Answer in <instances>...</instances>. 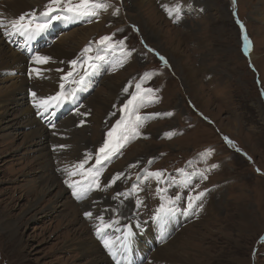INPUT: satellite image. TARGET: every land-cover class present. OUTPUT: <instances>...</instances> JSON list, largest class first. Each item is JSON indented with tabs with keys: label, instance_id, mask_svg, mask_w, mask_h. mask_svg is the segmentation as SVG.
Returning a JSON list of instances; mask_svg holds the SVG:
<instances>
[{
	"label": "rangeland",
	"instance_id": "obj_1",
	"mask_svg": "<svg viewBox=\"0 0 264 264\" xmlns=\"http://www.w3.org/2000/svg\"><path fill=\"white\" fill-rule=\"evenodd\" d=\"M12 1L37 6V15L49 3H7ZM107 2L112 7L98 19L54 21L34 48L43 56L55 54L61 46L77 61L67 72L71 75L62 78L63 95L76 89L74 98L63 100L54 121L47 120L52 118L51 108L42 119L56 122L47 128L76 137L85 153L78 163L83 168L62 154V145L50 142L53 161L49 168L39 169L47 159H37L38 134L25 122L28 105H9V126L0 130V264L90 263L91 258L72 243L91 236L98 241V227L93 226L97 220L82 216L84 206L71 199L72 189L62 181L86 186L96 172L99 188L93 186L87 200L99 193L104 218L117 220L120 227L131 226L130 236L117 229L118 236L126 237L121 255H130L118 264H168V258L156 253L166 251L169 257V250L190 259L182 264H264V3ZM177 2L183 6L178 20L165 8ZM115 8L118 14H113ZM6 31L11 29L0 28V41L9 40L10 51L24 46ZM245 31L251 41L247 51ZM104 36L111 39L101 44ZM85 48L90 50L85 53ZM4 82L0 72V89L9 84ZM137 84V101L125 109ZM43 90L31 86L28 95L35 92L32 100L45 99L50 93ZM137 115L143 118L138 125ZM117 121L123 123L113 139L123 135L128 141L105 160L99 149ZM134 132L139 136L134 138ZM46 133L45 143L59 135ZM15 136L20 138L5 150L2 140L9 138L5 143H11ZM157 171L163 172L159 179L150 175ZM117 174L119 179L111 183ZM47 185L51 189L40 196ZM200 192L205 195L187 211L189 198ZM162 203L174 211L157 221ZM98 242L109 257V247Z\"/></svg>",
	"mask_w": 264,
	"mask_h": 264
},
{
	"label": "bare ground",
	"instance_id": "obj_2",
	"mask_svg": "<svg viewBox=\"0 0 264 264\" xmlns=\"http://www.w3.org/2000/svg\"><path fill=\"white\" fill-rule=\"evenodd\" d=\"M41 1H44V0H40L39 2L41 3ZM136 1L144 2V0H136ZM261 1L262 3H264V0H261ZM32 11H35L36 14H38L39 8L37 6L33 8L29 3H21V1H12V3L10 2L7 3V0H0V16H2V18L7 22L14 18H18L21 14L30 13ZM63 23L68 24L69 22H63ZM51 28H53V25ZM47 32H45V35L47 34ZM12 37H14L15 39H18L19 41H22L24 46L20 47L19 50L14 49L15 51L12 52L10 51L11 46L9 47V40L0 41V72H2L3 80L5 81L4 83H9V84H6L4 89H0V130L5 129L7 126H9L8 125L9 121H7V116L11 109V107L9 106L11 102H15L17 106L28 105V108L24 112V116H25V122L27 126L35 130V132L38 134L39 139L37 141L38 144L36 146L39 150V154L37 156V159H41V158L47 159L45 161V165L43 166L44 168L41 167L39 169L43 171L44 169L49 168L51 164V159L53 161L54 155L52 156L50 154L49 146H48L50 142H54L56 144L62 145L63 146L62 149H65V151H61L63 152L62 154L67 153L68 155L72 157V159L77 164L80 163L81 161H83L82 158L85 155V153L81 154L82 145L76 139V137L74 139L69 134H66L63 130H53L54 128L51 130L46 127L47 125L56 126V122L48 123L47 120L54 121L56 119L57 115H59V113L61 112L59 108L61 104L63 103V100L57 102V105L52 104L56 101L50 102L52 105L50 107L52 113L49 117H52V118L46 120V119H42V116L45 113L43 108L41 107L34 108V106L32 107L33 102L39 103L40 100H37V99L32 100L31 96L33 97V95L31 96L28 95L29 91H31V86H35V88L38 86V87H41L42 90L45 88V90L43 91L47 93L49 92L50 95L55 97L58 92V89L60 88V85L63 82L62 78H64V76L65 77L69 76L67 72H70L73 70V68L71 67L72 65L71 62L73 61L74 54H72V52L70 53L69 51L65 49H62L60 46V47H57L58 49H56L55 54L42 53L43 56L51 57V59L47 63H39V62H36L35 64L29 63V61L33 59L34 55H37L39 52V51H34V48H35L36 42L40 39V36L34 39L33 41L27 42V43H25L24 40L26 39L23 38L22 36L13 35ZM84 43H85V40H82V44ZM24 50H26V52H23ZM37 73H39V75H37ZM59 91H61V89H59ZM16 93H18L21 96L15 98ZM53 107H56V109L58 110V114L53 113L54 111ZM46 130H48L49 133L58 132L59 134L58 138H55L53 136L51 141H48L45 143V140L48 139ZM61 136L64 137L63 141L61 139ZM18 138L20 137L18 136L11 137L10 138L11 143H5V141L9 140V138L5 141L2 140L3 143L1 145L6 150V148L9 146H12L11 144H13V141H15ZM5 145L7 147H5ZM65 145H68V147L70 148L67 149ZM57 157L59 156H56V158ZM19 171L20 170L15 171L11 175H16V173H18ZM52 178L56 179L55 175H52ZM65 181H68V179L63 180L62 184L67 189L69 185ZM80 187L83 188L85 186H82L80 184ZM50 189H51V185H47L45 187V190L41 192L40 196L45 195L47 190H50ZM71 189H72V195L70 196L71 199L75 203H78V204L82 203V205L85 208L82 216L87 217L85 216V213L91 212L92 213L91 218H95L97 220L95 223H93V226L94 228H96V226L100 228L101 233L100 235L96 233V237L104 245H105L104 243L105 240L110 241V244H111L110 256H112L113 259L109 258L110 256L108 257L106 255V252H105L106 250L104 251L103 250L104 248L102 249L100 243L98 242L99 240L97 241L94 236H91V238L89 239H81V240L73 239L74 242L72 243V245L75 246V248L81 249L82 254L87 255L89 258H91L90 263L88 264H118V262L120 263L119 260H121L120 259L121 257L123 258V256H125L124 258L128 259L130 257V255L127 254L128 252H126L123 256L121 255L124 249V243L126 242V237L125 235L118 236L119 233H117L118 232L117 229L120 228V230L122 231V234L125 233L126 231L127 233H129V231H131V226L127 225V228L125 226L120 227L117 224V220L113 218H104L105 211L101 207V205L103 204V201L101 200L99 193L93 194V196L89 200H87L90 197V195L94 193V191L90 190L82 199H78L77 196L74 195V189L73 188ZM100 217H103L102 221L99 219ZM108 224H111L113 226L112 227L109 226V229H107L108 227L106 225ZM114 252L116 253V255H113ZM168 252H170L169 257H167L168 255L166 251L162 253H160L159 251L156 254L158 255L160 254V256L165 257V259L168 258V260L165 261V262H168V264H182L183 262H187L190 260V259L185 258L178 251L169 250ZM148 261L151 262L152 260H148Z\"/></svg>",
	"mask_w": 264,
	"mask_h": 264
},
{
	"label": "snow or ice",
	"instance_id": "obj_3",
	"mask_svg": "<svg viewBox=\"0 0 264 264\" xmlns=\"http://www.w3.org/2000/svg\"><path fill=\"white\" fill-rule=\"evenodd\" d=\"M110 7H112V5L108 3L107 0H49V3L45 6L44 10L39 13V15H37L35 11L21 14L18 18H14L8 21L7 25L5 24V20L2 18V16H0V28H6V29L10 28L11 31H6V34L22 36L26 39L27 42V41H32L37 37L41 36L42 34H44L45 32H47L52 27L54 21L71 22L74 20H79L84 17H95L98 19L101 12L107 11ZM182 7L183 6L179 2H177L172 7L165 5L168 15L170 17H174L177 20L180 18ZM118 13H119V8H115L113 14H118ZM241 27L242 28L244 27L242 23H241ZM110 39L111 38L109 36L102 37L101 44H103L105 41H109ZM243 40H244V48L247 51L251 46V41L247 36L246 31ZM89 50H90L89 48H85L84 52L86 53ZM33 59L39 63H47L51 59V57L36 55L33 57ZM89 59H91V57H89ZM161 59L164 58L161 57ZM71 63L73 65H76L77 61L73 60ZM91 67L95 68V65H92ZM37 75H39V73H37ZM69 75H71V73H69ZM87 75L88 73L85 72L84 76ZM84 76H81L80 81L76 82L78 86L83 82ZM60 88L62 91L60 93H57L55 97L49 96L45 99H41L37 104V106L43 108L44 111L46 112L52 106L50 102L52 101L59 102L64 99L74 98L76 89H72L69 95L65 97L63 95L64 85L61 84ZM136 89H137V93L133 94L131 96V99H129L128 102L124 105L125 109L129 108L130 105H133L134 102L137 101L138 94L141 91V85L137 84ZM125 91H127V89H125ZM143 91L151 93L153 90L144 89ZM32 95L33 97H36L35 92H33ZM143 102L144 100L141 97L139 103L143 104ZM167 115H171V113H168ZM141 119L143 118H141L138 115L136 116L137 125L139 121H141ZM121 123H123V121H117V125L113 127L107 134L109 140H106L104 145L99 149V152L104 154L103 159L105 160H107L111 154L118 153L120 149H122L128 141V137L123 135L113 139L114 133H116L117 128L121 125ZM166 135H169L170 137L172 134L168 133ZM136 136H139L138 132H134V138ZM229 143L232 142L229 141ZM96 163L97 164L100 163V158L97 159ZM78 167L83 168V164L79 165ZM213 167H215V165ZM88 171L91 172L92 170L89 169ZM75 174H76L75 172L70 173V175H75ZM99 174H100L99 172H96L92 176L91 181L83 188L80 187V184L82 183L81 181H72L71 183H69L68 181L65 182L69 183V187L74 189V195H76L78 199H82L92 189L93 186L99 188V180H98ZM150 175L159 179L163 176V172L157 171L154 173H150ZM116 179H119V174H117V176L111 181V183H115ZM118 195H122V194H118ZM204 195L205 192H200L194 197H190L187 211L189 212L192 211L194 208V202L197 200H201V198ZM176 199L178 200L179 197H176ZM167 203L168 205H171L173 203L172 198H168ZM173 211L174 209L172 207L170 206L166 207L165 204L162 203L156 212L155 219L157 221H160L163 219V217L167 216ZM85 216L91 217L92 213L86 212ZM99 219L102 221L103 217H100ZM100 233H101V229L97 228V234L100 235ZM128 235L130 236L131 233H129ZM104 243L107 247H109V250L111 251L110 241L105 240ZM113 255H116V253L114 252Z\"/></svg>",
	"mask_w": 264,
	"mask_h": 264
}]
</instances>
